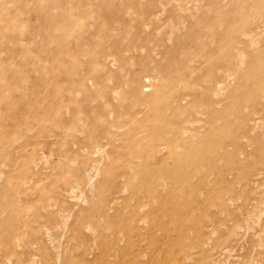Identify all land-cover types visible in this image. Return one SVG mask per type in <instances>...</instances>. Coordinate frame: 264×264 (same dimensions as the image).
Returning a JSON list of instances; mask_svg holds the SVG:
<instances>
[{
	"label": "rangeland",
	"instance_id": "374dc122",
	"mask_svg": "<svg viewBox=\"0 0 264 264\" xmlns=\"http://www.w3.org/2000/svg\"><path fill=\"white\" fill-rule=\"evenodd\" d=\"M54 1L0 0V264H264V54L244 53L238 65L232 52L211 58L188 47L189 31L206 14L247 5L249 0H194V4L193 0ZM72 13H77L80 23L70 21ZM12 16L15 23L10 22ZM62 17L67 31L80 33L76 38L64 42ZM148 39L152 41L147 44ZM260 39L264 51V33ZM78 43L86 49L73 51L75 55L64 53L65 47ZM246 75L255 78L249 80ZM161 87L173 106L182 93L192 95L179 102L183 106L179 116L170 110L171 119L177 122L174 125L189 126L184 131L189 140L199 143L201 134L222 135L206 144L211 155L203 165L206 168L186 167L189 172L194 168V189L203 196L208 186L212 191L208 203H202L201 214L180 212L172 216V212L160 209L155 220L162 218L165 225L157 226L151 224L156 203L149 202L141 191L135 192L136 181L157 186L155 197L164 196L165 205L170 206V186L155 185L159 182L152 178L153 169L163 173L166 169L160 167L175 164L183 150L168 159L166 147L154 154V160L144 153L142 158L147 155V159L140 160L135 166L138 173L131 176L134 164L125 146L131 142L126 137L134 132L136 123H143L142 130L148 129L141 119L152 117L150 107L161 95L156 93ZM196 96L201 98L196 100ZM18 133L25 138L16 139ZM96 145L105 148L98 150ZM202 172H207L210 185L206 186ZM188 203V198L180 201L181 206ZM99 204L107 206L109 224L104 228L94 222ZM148 213L149 218H145ZM84 220L93 226L84 227ZM131 223L141 229L128 230ZM119 233H123L120 238ZM160 233L169 236L164 238ZM141 236L145 241L142 238L140 242ZM180 236L188 246L182 251L178 248ZM120 247L125 249L120 251Z\"/></svg>",
	"mask_w": 264,
	"mask_h": 264
},
{
	"label": "bare ground",
	"instance_id": "6f19581e",
	"mask_svg": "<svg viewBox=\"0 0 264 264\" xmlns=\"http://www.w3.org/2000/svg\"><path fill=\"white\" fill-rule=\"evenodd\" d=\"M28 1H30V0H28ZM54 1V0H53ZM62 1V0H61ZM61 1H60V3H61ZM89 1V0H88ZM93 1V0H92ZM99 1V0H98ZM200 1V0H199ZM214 1V0H213ZM20 2V1H19ZM38 2V1H37ZM71 2V1H70ZM235 2H237V1H235ZM254 2V3H253ZM5 3V2H4ZM22 3V2H21ZM39 3V2H38ZM42 3V2H41ZM54 3H56V1H54L53 2V4ZM196 3V2H195ZM51 4V3H50ZM79 4V3H78ZM77 4V5H78ZM81 4V3H80ZM79 4V5H80ZM186 4V3H185ZM193 4H194V0H193ZM200 4H201V2H200ZM199 4V5H200ZM204 4V3H203ZM202 4V5H203ZM24 5V4H23ZM33 5V4H32ZM57 5V4H56ZM61 5V4H60ZM73 5V4H72ZM78 5V6H79ZM198 5V6H199ZM201 5V6H202ZM3 6H4V4H3ZM51 6V5H50ZM91 6V5H90ZM95 5H93V7H94ZM213 6V5H212ZM5 7V6H4ZM40 7V6H39ZM54 7H56V11H58L57 10V6H53V8ZM70 7H71V5H70ZM92 7V6H91ZM180 7V6H179ZM204 8H205V6H203ZM203 7H202V9H203ZM207 7V6H206ZM245 7V8H244ZM18 8V7H17ZM25 8V7H24ZM23 8V9H24ZM48 8V7H47ZM50 8V7H49ZM76 8V7H75ZM78 8V7H77ZM86 8V7H85ZM189 8V7H188ZM188 8H186V10L188 9ZM191 8V7H190ZM208 8H209V6H208ZM16 9V8H15ZM19 9V8H18ZM32 9V8H31ZM36 9V8H35ZM37 9H38V7H37ZM42 9H45V8H42ZM55 9V8H54ZM81 9V8H80ZM89 9H90V7H89ZM184 9V8H183ZM212 9H213V7H212ZM11 10H13L12 8H11ZM28 10V9H27ZM49 10V9H48ZM53 10V9H52ZM60 10V9H59ZM79 10V9H78ZM127 10V9H126ZM195 10V9H194ZM208 10V9H207ZM35 11V10H34ZM40 11V10H39ZM44 11V10H43ZM115 11V10H114ZM181 11H182V9H181ZM180 11V12H181ZM188 11H189V9H188ZM206 11V10H205ZM214 11V10H213ZM21 12H23L24 13V11L22 10ZM30 12V11H29ZM41 12V11H40ZM39 12V13H40ZM53 12V11H52ZM59 12V11H58ZM22 13V14H23ZM31 13V12H30ZM126 13V12H125ZM131 13V12H130ZM182 13V12H181ZM187 13V12H186ZM200 13V12H199ZM198 13V14H199ZM208 13V12H207ZM216 14H213V13H211V12H209L208 14H204L205 16L203 17V19H201V20H199V21H197V25H196V27L195 28H191V31H189V32H191V35H190V37H189V41H190V43L188 44V47H195V49L194 50H196V51H200L203 55H206V56H209V57H214L215 56V58L216 57H219V56H224V55H227L226 53L227 52H229V53H231L232 52V54H234L235 56H236V59H237V61H236V59H235V61L238 63V65H240V63H242L241 62V56H245V54L244 53H249V55L250 54H257V55H262V54H264V51H262V49H261V42H263V40H261L260 38H262V35H263V33H264V30L263 31H261L262 29H264L263 28V26H264V0H249V2H248V4L247 5H234V6H232V8L230 9V10H228V9H223V10H219V11H217V12H215ZM14 14V13H13ZM41 14H43L42 12H41ZM62 14V13H61ZM194 14H196V13H194ZM193 14V15H194ZM24 15V14H23ZM38 15V14H37ZM46 15H47V13H46ZM52 14H50V16H51ZM55 15V14H54ZM57 15H58V13H57ZM93 15V14H92ZM91 15V16H92ZM125 15V14H124ZM158 15V14H157ZM182 15H183V13H182ZM191 15H192V11H191ZM50 16L48 17V19L50 18ZM62 16V15H61ZM90 16V15H89ZM151 16H153V15H151ZM175 16V15H174ZM173 16V17H174ZM195 16V15H194ZM200 16V15H199ZM40 17V16H39ZM43 17V16H42ZM95 17V16H94ZM129 17V16H128ZM131 17V16H130ZM153 17H155V16H153ZM191 17V16H190ZM17 18V17H16ZM53 18V17H52ZM77 18H79L78 17V15H77V13H72L71 14V16H69V19H70V21H72V22H78V23H80L81 21L80 20H78ZM181 18H182V16H181ZM180 18V19H181ZM196 18H197V16H196ZM0 19H2V17L0 16ZM33 19V18H32ZM39 19H41V18H39ZM56 19H57V17H56ZM157 19H158V17H157ZM178 19V18H177ZM192 19V18H191ZM200 19V18H199ZM21 20V19H20ZM24 20V19H23ZM22 20V21H23ZM28 20V19H27ZM26 20V21H27ZM89 20V19H88ZM92 20V19H91ZM122 20H125V19H122ZM150 20V19H149ZM172 20V19H171ZM198 20V19H197ZM12 21V23H15V17H10V22ZM37 21V20H36ZM40 21V20H39ZM42 21V20H41ZM40 21V22H41ZM45 21H46V19H45ZM49 21V20H48ZM51 21V20H50ZM66 21V20H65ZM182 21V20H181ZM30 22V21H29ZM38 22V21H37ZM52 22V21H51ZM61 22H62V24H63V26L62 25H60V30H61V34L63 35V40H64V42L65 41H67V40H71V38L73 39V38H76L79 34L77 33L76 34V32L74 33V34H72L71 33V31L70 30H68L67 31V28H66V26H65V23H64V19H63V17H62V20H61ZM93 23H94V21H92ZM95 22L96 23H98V22H100L99 20H95ZM153 22V21H152ZM157 22H159V21H157ZM171 22V21H170ZM169 22V23H170ZM39 23V22H38ZM47 23V22H46ZM147 23V22H146ZM149 23V22H148ZM151 23V22H150ZM52 24H53V22H52ZM83 24V23H82ZM81 24V25H82ZM164 24V23H163ZM171 24V23H170ZM176 24H178V23H175V25ZM181 24V23H180ZM185 24V23H184ZM20 25V24H19ZM27 25H29V24H27ZM47 25V24H46ZM94 25V24H93ZM150 25H152V24H150ZM162 25V24H161ZM164 25H166V24H164ZM174 25V24H173ZM188 25H190V24H188ZM30 26V25H29ZM28 26V27H29ZM35 26V25H34ZM54 26H55V24H54ZM91 26V25H90ZM108 26V25H107ZM145 26V25H144ZM143 26V27H144ZM147 26V25H146ZM169 26H171V25H169ZM176 26H178V25H176ZM27 27V26H26ZM27 27V28H28ZM47 27V26H46ZM45 27V28H46ZM50 27V26H49ZM81 27V26H80ZM82 27H83V25H82ZM85 27V26H84ZM149 27V26H148ZM161 27V26H160ZM174 27V26H173ZM184 27V26H183ZM194 27V26H193ZM35 28V27H34ZM79 28V27H78ZM77 28V29H78ZM169 28V27H168ZM21 29V28H20ZM30 29V28H29ZM147 29V28H146ZM173 29V28H172ZM175 29H177V28H175ZM178 29H180V28H178ZM24 30H25V28H24ZM37 30V29H36ZM40 30H42V27H40ZM40 30H39V32H40ZM47 30V29H46ZM13 31V30H12ZM147 31V30H146ZM170 31V30H169ZM178 31H180V30H178ZM36 32V31H35ZM182 32V31H181ZM7 33V32H6ZM17 34V32H15V31H13V33L12 34ZM24 33V32H23ZM37 33V32H36ZM51 33V32H50ZM146 33V32H145ZM179 33V32H178ZM38 34V33H37ZM44 34V33H43ZM42 34V35H43ZM46 34V33H45ZM59 34V33H58ZM171 34L173 35V33L171 32ZM176 34V33H175ZM33 35H36V34H34L33 33ZM32 35V36H33ZM167 35H168V33H167ZM45 36V35H44ZM76 36V37H75ZM149 36V35H148ZM169 37L171 36V35H168ZM9 37V36H8ZM34 37V36H33ZM40 37V36H39ZM184 37V36H183ZM30 38V37H29ZM81 38V37H80ZM83 38V37H82ZM94 38H95V41H96V37L94 36ZM112 38H114V37H112ZM117 38V37H116ZM115 39V38H114ZM113 39V40H114ZM118 39V38H117ZM143 39V38H142ZM146 39V38H145ZM38 40V39H37ZM80 40V39H79ZM149 40L150 39H148V40H146V42H147V44L149 43ZM158 40V39H157ZM150 41H152V40H150ZM168 41V40H167ZM180 41V40H179ZM75 42V41H74ZM138 42V41H137ZM136 42V43H137ZM45 43V42H44ZM76 43V42H75ZM168 43V42H167ZM114 44V43H113ZM116 44V43H115ZM118 44V43H117ZM161 43H159V45H160ZM48 45H49V43H48ZM55 45V44H54ZM131 45V44H130ZM153 45V44H152ZM162 45V44H161ZM160 45V46H161ZM178 45V44H177ZM264 45V44H263ZM38 46V45H37ZM36 46V47H37ZM114 45H112V47H113ZM135 46H137V45H135ZM139 47H140V45H138ZM144 46H146V45H144ZM149 46V45H148ZM171 46V45H170ZM35 47V46H34ZM117 47V46H116ZM121 47H122V45H121ZM150 47V46H149ZM172 47V46H171ZM187 47V46H186ZM264 47V46H263ZM44 48H46V47H44ZM143 48V47H142ZM165 48V47H164ZM182 49H185V46H182L181 47ZM86 49V47H84V46H82V43H78V45L76 46H73L72 48H67V47H65L64 48V53L66 54V55H75L74 53H73V51H77V52H80V51H83V50H85ZM115 49H117V48H115ZM146 49H147V47H146ZM171 49V48H170ZM134 50V49H133ZM150 50V49H149ZM154 50V49H153ZM165 50H166V48H165ZM141 51H142V49H141ZM140 51V52H141ZM151 51V50H150ZM161 51V50H160ZM262 51V52H261ZM49 52V51H48ZM117 52V51H116ZM119 52V51H118ZM139 52V51H138ZM145 53V52H144ZM228 53V54H229ZM243 54V55H242ZM218 55V56H217ZM230 55L231 54H229V57H230ZM244 56H243V58H242V60L244 59ZM233 56H231L230 58H232ZM196 58V57H195ZM202 58V57H201ZM25 59V58H24ZM207 59V58H206ZM224 59V58H223ZM230 60V59H229ZM223 61V60H222ZM225 62V61H224ZM230 62H231V60H230ZM235 62V63H236ZM234 63V62H233ZM261 64H262V62H261ZM234 65V64H233ZM259 65V64H258ZM27 66V65H26ZM237 66V65H236ZM238 67V66H237ZM222 69V68H221ZM225 69V68H224ZM241 69V68H240ZM257 69V68H256ZM258 69H259V67H258ZM18 71V70H17ZM224 71V70H223ZM195 72V71H194ZM18 73V72H17ZM250 73V72H249ZM19 74H20V72H19ZM252 75L253 74H255V73H251ZM258 75H260V74H258ZM246 76H248V75H246ZM182 76H180V77H178V79H182L181 78ZM228 77V76H227ZM226 77V78H227ZM235 77H236V75H235ZM238 77V76H237ZM248 77H250V79L249 80H251V77L252 78H255V77H253V76H248ZM165 79V78H164ZM177 80V78L175 79V80H173V81H176ZM193 80V79H192ZM258 80V79H257ZM173 81H171L170 80V83H172ZM181 81V80H180ZM219 81V80H218ZM217 81V82H218ZM235 81V80H234ZM247 82V81H246ZM259 82V81H258ZM179 83V82H178ZM182 83V82H181ZM186 83V82H185ZM226 83V82H225ZM232 83V82H231ZM250 83V82H249ZM180 85V84H179ZM223 85V84H222ZM225 85V84H224ZM166 86V85H165ZM164 86V87H165ZM178 86V85H177ZM219 86V85H218ZM33 88V87H32ZM155 88V87H154ZM162 88V87H161ZM161 88H157V91H156V93H158V91H160V93H161V95L160 96H157V97H155V99L153 100L154 101V104L150 107L151 108V110H150V112H152L151 114H152V117L151 116H149L148 118L149 119H147V118H143V119H141V122L142 121H145L144 123L146 124V125H148L147 127H148V129H143L142 130V125H143V123H136V129L134 130V132H132L130 135H128V137H126V139H127V141H129V140H131V142L130 143H126V145L127 146H125L126 148H127V151H129V155H131V161L133 162V164H134V167L131 169V171H129L130 173L129 174H131V176L133 175V174H137L138 173V170L136 169V165H138L139 163H140V160H142V159H147V155H149L150 156V158L151 157H153V160H154V154L156 155V153L158 154V152L160 151L161 152V148H164L165 149V147H166V149H167V151L168 152H170V154L169 155H167L166 157H167V159L169 158V157H172V155L174 154V153H176L180 148H181V150H183L182 151V153H178V156H177V158H176V161L177 162H175V164H172V165H170V166H161L160 167V169L163 167V168H165L166 170L163 172V173H154V172H156L155 170L156 169H153V176H152V178L154 177V180L156 179L158 182H159V184H155V185H166V183H167V185H169L170 187H168V186H166V187H168V193L167 194H169V197H170V199H168V203H171V205L169 206V205H165V198L163 199V197L162 198H160V197H155V196H158L157 195V191H158V189H157V186L156 187H151V186H147L142 180L139 182V180L138 181H136V182H138V183H136V188H135V192H138V191H141L142 193H144L147 197H149V198H147L146 197V199H148V201L150 202V201H153V202H155L156 204L153 206V212H155V214H154V220L152 221V223L151 224H153V225H157V226H163V225H165L164 224V222L162 223L160 220L162 219H160V220H155L156 218H159V214H156L157 213V211L158 210H160V209H162V210H164L165 212H172V216H174V215H178L180 212H187V213H189L190 215L192 214V213H195V212H199L198 214L200 215L201 214V211H202V203H205V201L207 202L208 200H210V196L212 195V193L210 194V192H212L211 191V189H210V187L208 186V189L205 191V197L203 196V193L202 192H200L199 191V189L198 190H196V189H194V187L192 186V184H193V182H192V172L194 171V168H193V170H192V172H189V171H187L186 170V167L188 168V166L189 167H196L195 168V170L197 169V168H199V167H201L202 168V166L204 165V164H206V160L207 159H211L210 158V147H207L206 146V144L208 145V143H212L211 142V139L213 140V139H215L217 136H221L222 134H220L219 132H214V134H209V135H203V134H201V136H200V139H201V141L199 142V143H195V142H192L191 140H189V136H187V135H185L184 134V131H186L188 128H189V126L187 127H184V128H182V127H180V126H178L177 124L176 125H174L175 123H177V122H175L174 123V121L175 120H173V119H171L172 117H171V115H173L174 114V111L176 112V114L178 115L179 114V111H181V108H183V106L179 103L180 101H183V100H186L187 99V97L188 96H190V93H182L181 95H179L178 96V103H176V105H171L170 103H169V101H170V98H169V96L168 95H166L165 93H164V91H163V88L161 89ZM176 88V87H175ZM248 88V87H247ZM263 89H264V87H262ZM70 89V88H69ZM161 89V90H160ZM179 89V88H178ZM189 89V88H188ZM146 90V89H145ZM154 90H156V89H154ZM153 90V91H154ZM174 90V89H173ZM176 90H177V88H176ZM148 91V90H147ZM172 91V90H171ZM178 91V90H177ZM197 91V90H196ZM150 92V91H149ZM168 92V91H167ZM170 92V91H169ZM201 92V91H200ZM179 93V92H178ZM177 94V93H176ZM226 95V94H225ZM39 96V95H38ZM192 96V95H191ZM190 96V97H191ZM67 98L68 99H71V92L68 94L67 93ZM175 98V99H176ZM189 98V97H188ZM198 98H201V97H197L196 96V100L198 99ZM193 100V99H192ZM199 100V99H198ZM40 101V100H39ZM173 101H175V100H173ZM194 101H195V98H194ZM193 101V102H194ZM220 101V100H219ZM43 103V102H42ZM184 103V102H183ZM198 103V102H197ZM219 103V102H218ZM56 104V103H55ZM59 103L57 102V104L56 105H58ZM67 104H68V102H67ZM164 104V105H163ZM220 104V103H219ZM202 105V104H201ZM77 106V105H76ZM190 107V106H189ZM219 107V106H218ZM221 107V106H220ZM70 108V107H69ZM148 108V107H147ZM173 108V109H172ZM203 108V107H202ZM196 109V108H195ZM170 110L172 111V113L170 112ZM174 110V111H173ZM228 110V109H227ZM149 113V112H148ZM183 113V112H182ZM196 113V112H195ZM202 113V112H201ZM146 114H147V112H146ZM175 115V114H174ZM177 115H175V116H177ZM191 115V114H190ZM203 115V114H202ZM179 116V115H178ZM151 117V118H150ZM174 117V116H173ZM188 117V116H187ZM176 118H181V117H176ZM195 119V118H194ZM178 120V119H177ZM206 120V119H205ZM16 121V120H15ZM179 121V120H178ZM184 121H186V120H184ZM198 121V120H197ZM196 123V122H195ZM180 124V123H179ZM204 124V123H203ZM40 125V124H39ZM183 126V125H182ZM193 126V125H192ZM46 127V126H45ZM45 127H44V129H45ZM181 128H182V131H181ZM185 128H186V130H185ZM21 129H22V127H21ZM71 129V128H70ZM113 129V128H112ZM117 129V128H116ZM119 129V128H118ZM140 130H142V132L139 134L138 132L140 131ZM221 131V130H220ZM26 132V131H25ZM24 133V132H23ZM75 133V132H74ZM197 133V132H196ZM200 133V132H199ZM26 134V133H25ZM79 134V133H78ZM80 135V134H79ZM2 136V135H1ZM122 136H125L124 134L122 135ZM185 136H187V137H185ZM21 137H24V136H22V134H15V138L17 139V138H21ZM58 137V136H57ZM193 137V136H192ZM14 138V139H15ZM25 138V137H24ZM49 138H52V137H49ZM112 138V137H111ZM198 138V137H197ZM195 139V138H194ZM220 140V139H219ZM43 141V140H42ZM204 141V142H203ZM214 142V141H213ZM216 142H217V139H216ZM44 143V142H43ZM20 145V144H19ZM40 145V144H39ZM97 147H98V150L99 149H104L102 146L103 145H96ZM111 146V145H110ZM107 148V147H106ZM214 148V147H213ZM164 149H162V150H164ZM96 150H97V148H96ZM221 150V149H220ZM159 152V153H160ZM163 152V151H162ZM180 152V151H179ZM97 153V152H96ZM144 153H147V155H146V158H142L143 157V154ZM214 153V152H213ZM167 154V153H166ZM133 155V156H132ZM222 155V154H221ZM157 156V155H156ZM144 157H145V155H144ZM217 157V156H216ZM165 158V157H164ZM149 159V158H148ZM152 159V158H151ZM123 160V159H122ZM121 160V161H122ZM156 160H157V158H156ZM165 160H166V158H165ZM169 160H171V159H169ZM130 160H128V162H129ZM147 161V160H146ZM151 161V160H150ZM164 161V160H163ZM100 162V161H99ZM132 162H129V163H132ZM149 162V161H148ZM169 162H171V161H169ZM162 163V162H161ZM96 164H98V163H96ZM124 164H126V163H124ZM124 164H122V165H124ZM164 164V163H163ZM208 164V163H207ZM94 165V164H93ZM152 165H153V163H152ZM165 165H166V163H165ZM88 166V165H87ZM99 166V165H98ZM140 166V165H139ZM154 166H156V165H154ZM204 167V166H203ZM209 167V166H208ZM92 168V167H91ZM140 168V167H139ZM138 168V169H139ZM156 168H158V167H156ZM204 168H206V167H204ZM93 169V168H92ZM149 169H151V168H149ZM159 169V168H158ZM99 170V169H98ZM140 170V169H139ZM144 170V169H143ZM207 170H209V169H207ZM206 170V171H207ZM92 171V170H91ZM198 171H199V169H198ZM202 171H203V169H202ZM119 172V171H118ZM147 172H148V169H147ZM159 172V171H158ZM200 172V171H199ZM199 172H198V176H199ZM108 173V172H107ZM113 173V172H112ZM149 173H152L151 171H149ZM201 173V172H200ZM207 173V172H206ZM206 173H203L202 172V174H200V175H202L203 176V179L205 180V178H206V186L209 184H211L210 183V181L207 179V177H205V176H207V174ZM211 173V172H210ZM141 174V173H140ZM206 174V175H205ZM1 175V174H0ZM147 175V174H146ZM211 175V174H210ZM137 176V175H136ZM135 176V177H136ZM107 177V176H106ZM138 177H140L141 178V175L140 176H138ZM112 178V177H111ZM114 178H115V176H114ZM131 178V177H130ZM137 178V177H136ZM142 178H143V174H142ZM145 178V177H144ZM209 178V177H208ZM212 178V177H211ZM150 179V178H149ZM148 179V180H149ZM147 180V179H146ZM200 180H202V179H200ZM204 180L202 181V182H204ZM133 181V180H132ZM170 181H173L172 183H169ZM153 182V181H152ZM126 183V182H125ZM129 183V182H128ZM87 184H89V183H87ZM149 185H151L150 183H149ZM152 186H154V185H152ZM97 187V186H96ZM92 188V187H91ZM101 188H103V187H101ZM94 189V188H93ZM95 191H96V188L94 189ZM99 190H101V189H99ZM160 190V189H159ZM215 190V189H214ZM217 190H219V189H217ZM221 190V189H220ZM219 190V191H220ZM43 191V190H42ZM97 191H98V189H97ZM103 191V190H102ZM164 191V190H163ZM166 191H167V189H166ZM70 192V191H69ZM127 192V191H126ZM134 192V191H133ZM99 193H100V191H99ZM123 193V192H122ZM213 193H214V191H213ZM216 193H217V191H216ZM70 194V193H69ZM134 195V194H133ZM160 195V194H159ZM134 198H135V196H134ZM167 198V197H166ZM182 198H188L189 199V203L186 205V206H181L180 205V201L182 200ZM104 199V198H103ZM167 201V200H166ZM143 202V201H142ZM99 203V202H98ZM137 203V202H136ZM135 203V204H136ZM139 203V202H138ZM147 203V202H146ZM208 203V202H207ZM106 204V203H105ZM134 204V205H135ZM185 204V203H184ZM206 204V203H205ZM102 205V204H101ZM133 205V206H134ZM140 205V204H139ZM99 206H100V204H99ZM103 206H105V207H103ZM103 206H100L99 208H97L98 210H100L99 211V213H95L96 214V219H95V223L97 224V225H99L100 227H103L104 228V225H107V224H109V222L107 221V220H109V218L107 219V214H106V212H105V209H107V206L106 205H103ZM137 207V206H136ZM135 207V208H136ZM122 208V207H121ZM133 208V207H132ZM134 211V210H133ZM141 211V210H140ZM130 212H132V211H130ZM134 213V212H133ZM92 214V213H91ZM94 214V213H93ZM92 214V215H93ZM122 214V213H121ZM126 214V213H125ZM128 214V213H127ZM149 214V213H148ZM197 214V215H198ZM69 215V214H68ZM106 215V216H105ZM120 215V214H119ZM131 214L129 213V215H128V217L130 216ZM136 215H139V214H136ZM88 216V215H87ZM110 216V215H109ZM117 216V215H116ZM116 216H113V217H116ZM123 216H126V215H123ZM135 216V215H134ZM133 216V218L135 219V217ZM140 216V215H139ZM149 216H150V214L149 215H147L146 216V214H145V218L147 217V218H149ZM91 217V216H90ZM94 217V216H93ZM121 217H122V215H121ZM141 217V216H140ZM144 217V216H143ZM110 218H111V216H110ZM118 218H119V216H118ZM137 218H138V216H137ZM86 219H87V217H86ZM90 219H92V218H90ZM89 219V220H90ZM94 219V218H93ZM113 219V218H112ZM111 219V220H112ZM120 219V218H119ZM118 219V220H119ZM126 219H127V217H126ZM130 219H132V216L130 217ZM139 219V218H138ZM141 219V218H140ZM67 220V219H66ZM124 220V219H123ZM147 220H149V219H147ZM93 221V220H92ZM126 222H127V220H125ZM128 221H130V220H128ZM137 221V220H136ZM136 221H135V223H136ZM144 221H146V220H144ZM79 222V221H78ZM77 222V223H78ZM93 222V223H94ZM113 222V221H112ZM123 222L124 221H122V224H121V226L122 225H124L123 224ZM130 222H132V220L130 221ZM143 222V221H142ZM80 223V222H79ZM82 223V222H81ZM92 223V222H91ZM114 223H116V222H114ZM133 223V222H132ZM131 223V226L129 227V225H128V227H129V229L128 230H130V231H132L133 229H135L136 228V224H138V222L135 224V225H133ZM147 223V222H146ZM85 224V220L83 221V225ZM86 224H88L89 226H93L92 224H90V222L89 223H86ZM86 224L84 225V227L86 226ZM117 224H118V222H117ZM117 224H114V225H117ZM150 224V225H151ZM163 224V225H162ZM21 225V224H20ZM82 225V224H81ZM80 225V226H81ZM82 225V226H83ZM101 225H103V226H101ZM111 225V224H110ZM113 225V226H114ZM148 225V224H147ZM61 226V225H60ZM74 226V225H73ZM76 226V225H75ZM96 225L94 224V227H95ZM127 226V225H126ZM138 226V225H137ZM188 225L187 224H185V228H188L187 227ZM54 227V226H53ZM78 226H76V228H77ZM123 227V226H122ZM139 227V228H138ZM137 228H138V231H139V229H141L140 228V226H138ZM76 228H75V233L76 234H78V232H76ZM103 228H102V230H103ZM105 228H106V226H105ZM118 228V225H117V227H116V229ZM136 228V229H137ZM150 228V227H149ZM151 228H153V226L151 227ZM67 229V228H66ZM80 229H82V228H80ZM90 229V228H89ZM97 229V228H96ZM113 229V228H112ZM115 229V228H114ZM113 229V230H114ZM164 229V228H163ZM54 230V229H53ZM59 230V229H58ZM90 230H92V229H90ZM106 230V229H105ZM110 230V229H109ZM112 230V231H113ZM166 230V229H165ZM79 231H81V230H79ZM111 230H110V232H112ZM117 231H119L118 229H117ZM122 231V230H121ZM134 231V230H133ZM137 231V230H136ZM137 231V232H138ZM141 231V230H140ZM157 231H159V230H157ZM187 231H188V229H187ZM69 232V231H68ZM95 232V231H94ZM93 232V233H94ZM98 232H100L99 231V229H98ZM103 232V231H102ZM106 233L108 232V230H106L105 231ZM104 232V233H105ZM114 232V231H113ZM123 232V231H122ZM124 232H126V229H125V231ZM153 232V231H152ZM186 232V231H185ZM184 232V233H185ZM64 233V232H63ZM74 233V232H73ZM101 233V232H100ZM105 233V234H106ZM116 233V232H115ZM139 233V232H138ZM163 233H164V231H163ZM163 233H160V234H163ZM178 233V232H177ZM176 233V234H177ZM187 233V232H186ZM56 234V233H55ZM61 234V233H60ZM90 234H91V232H90ZM102 234V233H101ZM109 234V233H108ZM107 234V236H109ZM113 234V233H112ZM117 234V233H116ZM120 234H123V233H119L118 234V238H120L119 237V235ZM127 234H129V233H127ZM142 234V233H141ZM152 234V233H151ZM179 235H180V233H178ZM73 235V234H72ZM84 235V234H83ZM94 235H96V232H95V234ZM104 235V234H103ZM134 235V234H133ZM135 235H136V233H135ZM164 235V234H163ZM165 235H166V233H165ZM165 235H164V238H165ZM27 236V235H26ZM78 236H79V234H78ZM112 236V235H111ZM121 236H123V235H121ZM140 236V234L137 236V237H139ZM144 236V235H143ZM143 236H141V241L140 242H142V240L144 239L143 238ZM150 236V235H149ZM166 236H169L168 234L166 235ZM174 236V235H173ZM182 236H184V235H182ZM182 236H180V237H178V248H179V250L180 251H182L183 249H186L188 246L186 245L187 243H184V239L183 240H181V238H182ZM185 236H187L186 234H185ZM74 237V236H73ZM95 237V236H94ZM101 237H103L102 235H101ZM132 237V236H131ZM130 237V238H131ZM72 238V237H71ZM77 238V237H76ZM76 238H74L75 239V242L77 243L78 242V240H76ZM81 238V237H80ZM105 238V239H104ZM116 238V236L114 237V239ZM124 238H125V233H124ZM123 238V239H124ZM128 238H129V235H128ZM128 238H126V239H128ZM143 238V239H142ZM145 238H146V236H145ZM151 238V237H150ZM152 238H153V236H152ZM168 238H170V237H168ZM173 238H175V237H173ZM77 239H79V238H77ZM100 239L101 238H99V241H98V243H100ZM103 239L104 240H106V236L104 235V237H103ZM134 239V238H133ZM162 239H163V237H162ZM167 239V238H166ZM82 240V239H81ZM112 240V239H111ZM115 240H118V239H115ZM129 240V239H128ZM136 240H138V244H139V239H136ZM149 240V239H148ZM155 240V239H154ZM84 240H82V244L84 243L85 244V242H83ZM97 241V240H96ZM103 241V240H102ZM107 241L109 242L110 241V239H108L107 238ZM125 240H123V242H124ZM144 241H145V239H144ZM153 241V240H152ZM181 241H183V243L181 242ZM120 242H121V240H120ZM119 241H118V243H120ZM129 243H128V245L130 246V240L128 241ZM148 242H150V241H148ZM93 243H95V238H94V242ZM117 243V244H118ZM125 243V242H124ZM133 243H136V241H132V243L131 244H133ZM175 243V242H174ZM177 243V242H176ZM175 243V244H176ZM81 244V243H80ZM104 244V243H103ZM149 244V243H148ZM96 245V244H95ZM98 245V244H97ZM106 245H108V243L106 244ZM115 245V244H114ZM114 245H112V246H114ZM120 245V244H119ZM127 245V244H126ZM176 245V246H177ZM185 245L187 246V247H185ZM81 246V245H80ZM103 246V245H102ZM111 245L109 246V247H112ZM124 246V245H123ZM147 246H149V245H147ZM98 247V246H97ZM104 247V246H103ZM108 247V246H107ZM107 247H106V251H107ZM108 247V248H109ZM115 247V246H114ZM113 247V248H114ZM119 247V246H118ZM125 248H126V246H124ZM122 248V247H120V251H121V248L122 249H125V248ZM131 247H133V249H134V245L133 246H131ZM185 247V248H184ZM77 248V247H76ZM129 248V247H128ZM128 248H127V250H128ZM144 248V247H143ZM143 248H142V250H143ZM154 248V247H153ZM199 248V247H198ZM84 249V248H83ZM82 249V250H83ZM97 249V248H96ZM102 249V248H101ZM132 249V248H131ZM131 249L129 248V250L131 251ZM133 249H132V251H133ZM77 250V249H76ZM85 250V249H84ZM99 250H100V248H99ZM113 250V249H112ZM119 250V249H118ZM128 250V251H129ZM139 250V249H138ZM142 250H140V251H142ZM154 250V249H153ZM155 250H157V248L155 249ZM194 250V249H193ZM102 251H104V249L102 250ZM109 251H111V250H108V252ZM127 251V252H128ZM132 251H131V253H132ZM61 252V251H60ZM97 252V251H96ZM111 252H114V251H111ZM63 253H64V251H63ZM62 253V254H63ZM66 253V252H65ZM94 253V252H93ZM101 253V252H100ZM106 253V252H105ZM104 253V254H105ZM118 253V252H117ZM121 253V252H120ZM134 253V252H133ZM136 253V252H135ZM60 254V253H59ZM81 254H82V252H81ZM80 254V255H81ZM85 254V253H84ZM84 254H82V255H84ZM97 254H98V252H97ZM108 254V253H107ZM119 254V253H118ZM122 254V253H121ZM120 254V256H122ZM128 254H130V253H128ZM61 255V254H60ZM64 255V254H63ZM81 255V256H82ZM101 256V255H100ZM108 256V255H107ZM115 256H116V254H115ZM118 256V255H117ZM119 256V257H120ZM125 256H126V254H125ZM129 256H131V255H129ZM69 257H71V256H69ZM88 257V256H87ZM113 257H114V253H113ZM119 257H116V259H118ZM128 257V256H127ZM126 257V258H127ZM62 258H63V256H62ZM62 258H61V260H62ZM66 258V257H65ZM86 258V257H85ZM121 259H123V257H120ZM119 258V259H120ZM105 259V258H104ZM130 259H131V257H130ZM63 260H65L64 258H63ZM66 260H67V258H66ZM85 260V259H84ZM124 260V259H123ZM127 260H128V258H127ZM192 260V259H191ZM8 261V260H7ZM72 261V260H71ZM70 261V262H71ZM115 261H117V260H115ZM129 261V260H128ZM62 262V261H61ZM63 262H65V263H67L66 261H63ZM119 262V261H118ZM122 262V261H121ZM124 262V261H123ZM64 263V264H65ZM69 263V262H68ZM71 263H73V262H71ZM79 263V262H78ZM125 263H127V262H125ZM115 264V263H114ZM121 264H124V263H121ZM127 264H129V263H127ZM204 264V263H203ZM206 264V263H205Z\"/></svg>",
	"mask_w": 264,
	"mask_h": 264
}]
</instances>
